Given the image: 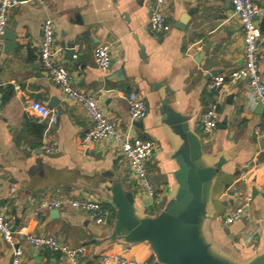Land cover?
Masks as SVG:
<instances>
[{
    "label": "crops",
    "instance_id": "obj_1",
    "mask_svg": "<svg viewBox=\"0 0 264 264\" xmlns=\"http://www.w3.org/2000/svg\"><path fill=\"white\" fill-rule=\"evenodd\" d=\"M152 3L44 0L37 4L21 0L9 10L6 29L16 35V50L5 53L2 48L0 55V212L16 231L51 236L70 248H82L77 264H95L108 254L158 264L147 243L127 245L112 237L115 209L106 187L112 175L133 194L140 215L155 216L162 211L175 187L173 155L182 144L178 129L165 125L160 115L162 100L169 98L171 109L186 116L190 129L201 139L204 155L213 162L219 157L225 160L212 186L204 231L214 248L245 264L264 251V111L252 102L245 82L227 79L242 65L239 20L228 0H166L163 13L171 30L155 35L148 28ZM254 3L263 6L264 0ZM191 10L185 29L175 28ZM45 19L54 26V61L66 69L72 85L94 94L124 134L152 143L145 169L149 184L160 193L155 203L141 196L128 162L114 144L82 145L83 134L92 126L90 118L79 104L63 100L40 62ZM257 24L261 33L259 71L264 76V14L257 17ZM100 46L112 50L105 72L94 63V51ZM70 47L73 55L67 53ZM120 70L123 75L117 77ZM213 70L217 73L209 75ZM217 77L223 84L209 88ZM158 82H164L172 94H165L163 87L151 90ZM130 93L147 106L140 125L132 123L128 114ZM52 98L59 101L61 110L53 109L57 114L54 124L28 109L33 101L50 108ZM213 104L219 121L206 134L200 121ZM223 121L224 128L219 129ZM49 137L56 144L51 153L45 150ZM246 197L251 198L246 216L225 227L223 216ZM60 199L98 200L109 209V222L98 226L87 213L69 205L41 208L43 202ZM54 210L56 215L51 214ZM226 229L233 240L226 236ZM22 248L21 264H70L62 254L26 244ZM10 262L11 248L0 236V264Z\"/></svg>",
    "mask_w": 264,
    "mask_h": 264
},
{
    "label": "built area",
    "instance_id": "obj_2",
    "mask_svg": "<svg viewBox=\"0 0 264 264\" xmlns=\"http://www.w3.org/2000/svg\"><path fill=\"white\" fill-rule=\"evenodd\" d=\"M37 4H43L44 0H28ZM234 16L239 20L242 31L243 60L242 65L230 72L227 79L230 83L245 82L247 84L252 102L261 104L264 111V76L259 71V38L260 29L257 24V17L264 14V5L257 6L254 0H228ZM21 0H0V55L3 48L2 34L7 26L8 12ZM166 0H153L148 23L149 31L159 35L171 30L163 13ZM42 39L39 48V58L42 68L47 73L52 83L59 88L64 101H72L79 104L86 112L92 122L90 129L82 136L83 146L97 143L114 144L119 154L128 162L137 181L141 196L148 203H155L160 199V193L149 184L145 169L147 159L153 153L152 143L140 140L137 137H130L120 131L106 116L98 104L94 94H88L75 88L69 78L66 69L54 61V26L50 19L42 23ZM111 47L100 46L94 51L95 66L107 71L111 63ZM223 84L222 78H215L209 88H218ZM128 114L132 123L142 121L147 115L145 102L135 93L127 95ZM28 109L37 113L42 119L48 120L51 124L57 122V114L53 109L33 101ZM219 114L216 104H213L202 115L200 126L204 133H212L218 124ZM45 146L49 153L56 150V144L50 137ZM14 190V189H13ZM251 198H244L232 211L223 216L222 222L225 227L233 222L242 220L250 207ZM63 205L87 213L93 222L98 226H106L110 219L109 209L104 208L98 200H53L43 202L42 209L51 210ZM0 236L11 248L10 264H21L23 257L22 245L26 244L39 250H48L52 253L62 254L70 264H77L82 255V248H70L54 237L41 236L22 231L13 230L11 222L0 212ZM95 264H146L133 258L118 254L102 255Z\"/></svg>",
    "mask_w": 264,
    "mask_h": 264
},
{
    "label": "water",
    "instance_id": "obj_3",
    "mask_svg": "<svg viewBox=\"0 0 264 264\" xmlns=\"http://www.w3.org/2000/svg\"><path fill=\"white\" fill-rule=\"evenodd\" d=\"M192 14L193 10L183 14L174 27L184 30ZM15 37L12 31L4 30L1 38L5 53L16 50ZM206 51L204 49L200 57ZM67 53L73 55V47ZM140 54L143 55V47H140ZM216 73L213 70L209 75ZM122 75V70L116 74L117 77ZM150 87L154 91L163 87L165 94H172L164 82ZM58 104L59 101L52 98L49 107L61 113ZM258 108H262L259 103ZM160 115L163 123L177 128L182 138V144L173 155L177 166L173 173L175 187L159 214L142 216L137 211L133 194L125 191L121 183L109 175L110 185L106 190L115 209L112 237L119 238L127 245L147 243L158 264H238L214 248L204 231L212 186L222 172L224 158L219 157L213 162L204 155L201 139L190 129L188 118L171 109L169 98L162 100ZM224 123L218 128L223 129ZM56 211L51 214L56 215ZM225 234L229 239H234L229 230L226 229ZM245 264H264V251Z\"/></svg>",
    "mask_w": 264,
    "mask_h": 264
}]
</instances>
